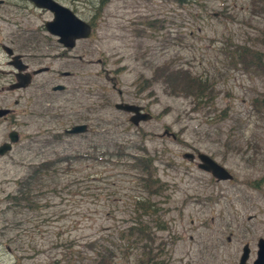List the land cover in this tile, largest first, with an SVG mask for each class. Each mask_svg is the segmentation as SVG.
<instances>
[{
	"label": "rangeland",
	"instance_id": "374dc122",
	"mask_svg": "<svg viewBox=\"0 0 264 264\" xmlns=\"http://www.w3.org/2000/svg\"><path fill=\"white\" fill-rule=\"evenodd\" d=\"M60 1L87 21L95 16L92 37L86 41L92 52L86 58L96 63L69 66L86 75V86L91 84L96 91L92 97L96 118L90 122L95 131L57 133L61 140L53 139L55 133L36 136L30 144L24 140L25 146H17L9 158L0 159V188H4L0 264H80L78 252L94 256L99 243L123 244L119 233L129 224L127 203L141 190L132 187L134 177L123 165L102 160L93 150L95 144L112 146L110 135L155 152L156 175L166 183L155 199L167 200L163 203L167 228H155V241L164 243V257L171 254V264H238L245 243L251 249L247 262L251 264L257 240L264 237V0H198L183 5L174 0ZM7 8V3L0 5V14ZM29 11L23 19L16 16L19 24L0 19V42L8 43L18 30L48 33L43 24L51 14ZM6 59L0 50L1 66H7ZM51 64L55 70L66 68L59 58ZM163 65L206 78L214 85L213 103L204 99L196 104L190 93L166 92L158 78ZM106 73L118 78L122 96L112 89ZM49 74L37 79H50ZM121 98L142 103L153 118L133 125L126 113L114 108ZM66 119L50 120L49 126L62 129L69 123ZM165 129L177 137L161 136ZM87 142L98 158L71 159ZM194 150L208 153L233 179L216 181L197 167V160L183 157L185 151ZM65 155L70 158H61ZM42 160L60 167L57 189L69 185L52 193L47 190L52 177H46L44 193L36 196L38 207L6 210L12 203L5 196L17 193L20 179L31 174V164ZM68 163L73 171H64ZM91 243H97L94 250L88 247ZM139 253L123 250L113 264H132Z\"/></svg>",
	"mask_w": 264,
	"mask_h": 264
},
{
	"label": "flooded vegetation",
	"instance_id": "af4514ba",
	"mask_svg": "<svg viewBox=\"0 0 264 264\" xmlns=\"http://www.w3.org/2000/svg\"><path fill=\"white\" fill-rule=\"evenodd\" d=\"M25 1L27 3H10L8 0H0L1 6L7 3L8 7L3 14H0V19L6 21L15 20L19 24L16 16L19 15L22 19L25 16L27 17V12L31 13L29 8L46 11L51 14V19L45 20L43 24L47 31L45 23L53 19V13L48 9L35 6L31 0ZM56 1L68 7L76 16L90 24L91 35L85 38H77L73 41L72 46H66L59 41L57 35L51 34L48 31L46 34L28 33L25 29V33H21L23 30H18L17 33L12 34L8 43L0 42V50L7 57L5 61V65L7 66L0 65V146L9 145L7 150L0 153V159L9 158L17 146H25L24 140L30 144L33 141V137L36 136H48V133H55L53 139L57 140L59 138L61 140L60 135L57 133L74 134L69 132V130L73 126L81 124L86 125V129L83 132H78V134L87 133L88 130L95 131L90 122L96 118L97 108L95 102L92 100V97L96 96V91L91 84H89V87L86 86L87 82L84 80L86 75H80L78 71L69 68V66L72 69L73 66L80 68L84 67V64L96 63L94 59L86 58L92 52V46L90 44L87 45L86 41L92 37L95 16L93 19L87 21L71 6L60 0ZM100 4H103L102 0ZM100 9L101 6L99 7ZM5 47H8L10 51L8 52ZM57 58L65 63V69H62L63 67L61 69H54L51 63ZM97 62H100V60ZM45 73H50V79H37L38 76ZM106 74L112 82V89L116 90L119 96H122L123 91L118 86V78L115 75L109 76L108 73ZM147 83L148 80L144 79L142 82L143 88L146 87ZM143 91L142 87H140L139 92ZM107 93L109 94L108 91ZM108 94L105 95L106 104L111 103V95L109 94V97ZM87 97L89 101H87ZM117 102H126L141 107L140 113L151 114L149 120L153 118L150 110L140 102H128L123 98ZM117 102L114 103V108ZM115 109L126 113L130 122L131 112ZM59 118H67L66 120L69 123L63 125L62 129H51L49 126L50 120L57 121ZM141 122L146 121H140L139 124ZM59 127H62L61 123ZM33 133H36V135H33ZM170 133L172 134L168 136L176 134ZM199 151H191L194 154L193 160L195 161L196 159L197 163V153ZM40 162H45V160ZM213 179L221 181L214 177ZM20 182H22L21 179ZM0 191L3 192L4 188L1 187ZM15 194L9 193L5 198L11 200V197H14ZM10 207L13 206L7 205L6 210Z\"/></svg>",
	"mask_w": 264,
	"mask_h": 264
},
{
	"label": "trees",
	"instance_id": "16d2710c",
	"mask_svg": "<svg viewBox=\"0 0 264 264\" xmlns=\"http://www.w3.org/2000/svg\"><path fill=\"white\" fill-rule=\"evenodd\" d=\"M178 5H183L187 2L196 4L198 0H174ZM103 2V1H102ZM203 5V4H201ZM250 52L248 47H244V51ZM245 54V56L247 55ZM160 73L158 78L164 84L166 92L171 95H192L196 99V104L200 103L204 99H214L213 90L214 85L202 76H193L189 70L183 67H177L170 69L168 66L163 65L159 69ZM162 76V77H161ZM112 146H105L100 148L98 144L93 146V150L99 151L100 159L112 160L113 162L120 163L133 175L132 182L135 189H140L141 193L131 196L127 203L129 207L127 221L128 226L120 231L119 239L123 241V244L117 246L114 242L108 244L99 243L97 252L94 256L82 255L78 252L76 256L80 264H113L114 258L117 254L121 255L123 250L128 254H137L132 264H171L170 255L168 258L164 257V243H156L155 241V228L165 229L167 226L164 223L163 218V203L165 201L156 200L155 197L161 195L165 191L166 183L161 182L156 175L155 166H153L155 152H150L147 147L142 144H129L127 140H114L110 135ZM84 147H80L72 153L73 158H98L95 152H91V144L89 142ZM93 145V144H92ZM139 149L138 153L131 152L130 149ZM61 158L69 159L70 155H65ZM53 162L45 160V162H39L30 167L31 174L22 177L20 182L21 189L11 197L12 206L16 209H35L39 206L36 201L37 194H43V187L45 185V178L52 177L53 184L47 185V190L52 193H58L61 190H65V183L59 189H57V183H55L58 176L60 167H55ZM71 163L66 165L64 171H73ZM92 174H89L87 178H91ZM39 186V189L36 188ZM53 186V187H52ZM143 192V194H142ZM49 202V201H47ZM97 243L88 244L91 250ZM34 249L36 247H33ZM36 251H40L36 248ZM70 259H67L69 261ZM55 262V261H54ZM57 262H59L57 260Z\"/></svg>",
	"mask_w": 264,
	"mask_h": 264
},
{
	"label": "water",
	"instance_id": "95a60500",
	"mask_svg": "<svg viewBox=\"0 0 264 264\" xmlns=\"http://www.w3.org/2000/svg\"><path fill=\"white\" fill-rule=\"evenodd\" d=\"M33 4L39 8L48 9L53 13V19L46 21L45 27L47 31L51 34L57 35L59 41L64 43L66 46H72L73 41L77 38H85L91 35V26L83 19L76 16L72 10L68 7L62 5L56 0H31ZM5 49L10 51L8 47ZM115 108L123 110L126 112H131L132 116L130 117V122L134 125H138L140 121H147L151 118L149 113H140L139 110L141 107H138L134 104L126 102H117ZM86 129V125H75L69 132L78 133L83 132ZM170 135L169 130L165 129L163 135ZM172 137H176L172 135ZM8 144L6 146H0V153L8 149ZM184 157L193 160L194 154L190 152L184 153ZM197 157L199 159L198 167L210 172L214 177L219 180L232 179L233 176L228 172L226 168L218 164L214 159L208 156L205 153L198 152ZM257 251L256 258L253 260L252 264H264V237H260L257 240ZM250 253V246L248 243H245L242 248V254L239 259V264H246L247 259Z\"/></svg>",
	"mask_w": 264,
	"mask_h": 264
}]
</instances>
